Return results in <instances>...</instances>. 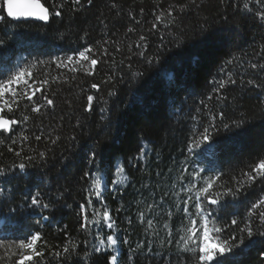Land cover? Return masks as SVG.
I'll list each match as a JSON object with an SVG mask.
<instances>
[{"label":"trees","instance_id":"16d2710c","mask_svg":"<svg viewBox=\"0 0 264 264\" xmlns=\"http://www.w3.org/2000/svg\"><path fill=\"white\" fill-rule=\"evenodd\" d=\"M245 2L82 0L72 5L68 0L62 15H52L46 23L0 22V81L27 69L32 76L24 79L43 89L33 103L23 99L18 109L13 105L12 113H4L18 121L24 115L30 119L0 134V240L18 244L39 233L37 249L45 253L39 264H109L111 255L118 257V264H197L194 253L178 251L188 224L183 201L215 175L221 179L212 191L223 192L221 184L232 187L233 177L264 158V21L255 15L260 8L256 0H248L251 11L243 9ZM41 3L52 11L53 0ZM182 5L188 6L180 11ZM161 13L163 19L157 22ZM141 35L147 39L140 41ZM85 47H93L88 55L100 61L94 74L53 63L76 57ZM229 77L237 82L217 93L219 82ZM45 80L47 84L40 83ZM92 83L100 90L92 89ZM25 87L21 80L19 91ZM44 95L55 102L54 108L46 105ZM88 95L95 97L90 112L84 110ZM39 105H44L41 113H33L32 107ZM205 128L211 139L198 146L195 141ZM37 135L42 139L37 141ZM21 163L24 169L18 167ZM118 167L125 169L121 177ZM201 169L203 179L194 180ZM96 176L101 178L99 197L91 183ZM193 184L197 189L183 190ZM37 193L48 208L32 205ZM89 193L99 214L88 210L85 229L81 205ZM261 197L264 183L258 180L235 199L227 196L218 205L206 204L212 212L210 227L222 228V239L236 237L230 241L237 245L232 252L218 257L224 264H264V236L258 234L264 225L249 215ZM104 206L115 229L103 220ZM189 211L195 213L192 202ZM233 219L237 226L231 225ZM249 223L251 237L239 231ZM110 234L117 244L95 253L94 246ZM70 242L77 245L74 252L54 256ZM4 251L0 249V257ZM85 251L90 253L87 258Z\"/></svg>","mask_w":264,"mask_h":264},{"label":"snow or ice","instance_id":"6c2138e0","mask_svg":"<svg viewBox=\"0 0 264 264\" xmlns=\"http://www.w3.org/2000/svg\"><path fill=\"white\" fill-rule=\"evenodd\" d=\"M67 2L68 0H63L62 3H56V0H53V3L51 5L52 11L50 12L49 7H46L44 3H41V0H3L2 5H0V11L6 13V16L0 14V22H3L6 18H11L13 20H19L20 18H35L40 21L47 22L52 15H55L56 17L61 16V10L64 8ZM92 2L93 0H87L88 4H92ZM81 3L82 0H71L72 5H81ZM191 3L195 4L196 0H191ZM256 3L260 5V8L255 12V15L260 20L264 21V0H256ZM187 6L188 5L180 6V11H183ZM113 7H115V5H113ZM243 9L251 11L248 0H246V2L243 4ZM172 15V11L169 10L167 12V16L172 17ZM163 16L164 13L156 15L155 20L157 22H160L162 21ZM172 22H174V18ZM156 28L157 24L153 23L152 29L154 30ZM128 31L132 32L134 31V29L129 28ZM139 39L140 41H145L147 37L141 35ZM106 43L107 41H104V44ZM0 44H3V41H0ZM136 46L140 47V44H137ZM101 49L104 56L109 55L108 50L106 48H103V45H101ZM119 50V48L116 49V51ZM94 51L95 49L93 47H85L84 50L78 52V55L76 57L68 56L64 60L58 59L53 63H55L57 68L68 69L72 72L83 70L86 75H92L94 74L97 64L100 62L98 58H91L88 55V53H93ZM86 61L89 62L88 67H85L84 62ZM32 67H35V65H33ZM251 67L255 69L257 65L252 64ZM260 67L262 70H264V65H260ZM26 74L29 78H31L32 74L30 71H28L27 69H20L16 73L12 74L8 79L0 81V134L10 133L13 131L14 125L27 122L30 119V117L27 115L23 116L22 121L6 118L4 115L5 111H7L8 113H12L14 111L13 105H15L16 109H18L23 99H26L30 103H33L34 97L37 95V93L43 94L42 88L33 87V84L24 79ZM73 79H75V77H73ZM21 80H23L24 85L26 86L25 90L22 93L19 91V82ZM63 82L66 83L67 79H65V81ZM236 82L237 81L235 79H232L231 77H229L227 81L219 82V87L216 89L217 93L225 89L226 84H235ZM40 83L47 84V80L41 81ZM247 83L252 84L253 81L249 80ZM14 84L16 85V87H13ZM256 86L259 87L260 85ZM91 88L99 91L100 85L97 83H92ZM109 95H112V93H109ZM6 96H9L10 99L6 98ZM219 98L226 99V97ZM94 99L95 97L93 95L87 96V106L84 109L85 111H92ZM209 99H211V97H209ZM44 100L46 101V105L48 107H55V102L52 99L48 98L47 95H44ZM42 107H44V105L32 107L31 111L33 113L40 114ZM200 137V140L195 141L198 146L202 143L208 142L211 139L209 130L205 128L204 131L200 134ZM23 138L25 140L28 139L27 136H24ZM35 139L39 141L42 139V137L40 135H37L35 136ZM57 139H59V137H57ZM73 139L75 138L73 137ZM52 142L55 143L56 141L53 140ZM12 143L15 144L16 141L12 140ZM8 151L15 152L16 156L21 155V153L15 151L14 148H9ZM40 155L43 157L44 153H40ZM143 156L144 152L143 150H141L139 158L142 159ZM29 159H31V157H29ZM18 167L20 169H24L26 166L25 164L21 163L18 165ZM124 171V167H118L116 170L117 176L121 177V174H123ZM201 172H203V169H201L200 172L195 173L193 179H203L201 177ZM3 174L4 170L0 169V175ZM87 176L88 173H85V177ZM122 178L126 179V177ZM181 179H183V177H181ZM220 179V175H215L204 180L203 185L198 189L195 184H193L189 188L183 189L185 192H192L193 189L197 190L195 191L194 197L189 196L186 200L183 201V212L185 214V217L188 219V224L184 225L185 235L180 237V240L183 241V245L178 246V251L184 253H194L197 264H211V262L213 261H217V264H224V261L219 260L218 257H226V254L232 252L233 248L237 246L235 243H230V241L236 240L235 236H230L229 239H222L220 234L222 233L223 229L215 226L210 227V224H213V220L211 219L212 212L207 209L206 204L218 205L221 200L227 196H231L235 199L243 190L252 187L258 180L261 183H264V158L260 159L256 164L250 165L249 170L242 172L239 178L233 177L232 180H234V185L232 187H226L225 184H221L220 187H223L224 191L213 192L212 189L217 185V182ZM91 183L92 187L95 189L96 197H99L101 190L100 176H96L94 179H92ZM39 195L40 194L37 193L35 196L31 197L32 205L39 206L45 209L48 208V204L41 203ZM190 202H192L195 213L189 211ZM262 207H264V197H261L256 203L252 205V208L249 210V215L256 216L259 219L260 224L264 225V210L257 211ZM151 208L152 205H149V209ZM89 209L93 210V215L99 214L93 205L92 193H89V195L86 197V204L81 205V213L84 221L81 226L85 229L89 227L90 223L89 216L87 214ZM139 215L141 217V223H143L145 214L141 212ZM169 215H171V213H169ZM103 220L107 223L108 228L115 229V221L113 220L106 206H104ZM95 223H99V220L95 221ZM147 225L149 228H151L153 225V221L151 219L147 220ZM231 225L237 226L238 221L236 219L231 220ZM239 231L242 233L246 232L247 236L249 237L254 235L250 223L245 224V227L240 228ZM258 234L264 236V232H259ZM41 239L42 238L40 234L36 233L34 235H31V238L28 239L27 242H25L24 240H20L18 244L5 245L4 241L0 240V249L5 250L4 256L0 257V260L7 259L11 261L12 257L18 256V259H16L13 264H29V262L34 261L35 264H39L40 260H43L45 258L44 251L37 249V242L41 241ZM240 242L243 243V240H241ZM116 244L117 238L110 234L107 235L106 240L100 239L99 245L94 246L93 251L95 253H101L102 251H104L105 246L110 249ZM14 248L16 250H13ZM76 248L77 245L74 242H70L68 245H65L63 247V252L56 251L54 253V256L59 258L64 253L74 252ZM89 255L90 253L85 251V258H87ZM108 259L109 264H118V257L116 255H111Z\"/></svg>","mask_w":264,"mask_h":264},{"label":"water","instance_id":"95a60500","mask_svg":"<svg viewBox=\"0 0 264 264\" xmlns=\"http://www.w3.org/2000/svg\"><path fill=\"white\" fill-rule=\"evenodd\" d=\"M9 19L12 20V21H16V22H19V21H36V22H39L40 21V20L35 19V18H20L19 20H13L11 18H9ZM40 22L46 23L45 21H40Z\"/></svg>","mask_w":264,"mask_h":264}]
</instances>
